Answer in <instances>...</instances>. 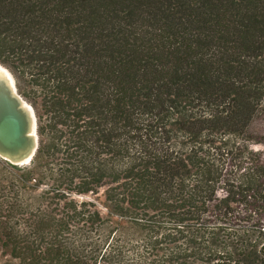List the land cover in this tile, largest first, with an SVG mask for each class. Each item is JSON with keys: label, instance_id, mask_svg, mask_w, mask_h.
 I'll return each mask as SVG.
<instances>
[{"label": "trees", "instance_id": "16d2710c", "mask_svg": "<svg viewBox=\"0 0 264 264\" xmlns=\"http://www.w3.org/2000/svg\"><path fill=\"white\" fill-rule=\"evenodd\" d=\"M0 64L40 108L2 264H264V0H0Z\"/></svg>", "mask_w": 264, "mask_h": 264}, {"label": "water", "instance_id": "95a60500", "mask_svg": "<svg viewBox=\"0 0 264 264\" xmlns=\"http://www.w3.org/2000/svg\"><path fill=\"white\" fill-rule=\"evenodd\" d=\"M37 147L36 118L18 94L14 79L0 64V158L13 164L29 163Z\"/></svg>", "mask_w": 264, "mask_h": 264}, {"label": "rangeland", "instance_id": "374dc122", "mask_svg": "<svg viewBox=\"0 0 264 264\" xmlns=\"http://www.w3.org/2000/svg\"><path fill=\"white\" fill-rule=\"evenodd\" d=\"M2 65V64H1ZM4 66V65H3ZM5 67V66H4ZM9 71V70H8ZM10 72V71H9ZM11 73V72H10ZM13 79H14V83H15V87L16 90L18 92V89L20 90L21 93L18 92V94L25 100L26 103H28L31 108L33 109L34 115L35 113H38L40 111V108L38 106V103L36 102L37 99H35V95L33 93H24L23 91H25V88H21L19 85V82L16 80V78L14 77V75L11 73ZM36 118V115H35ZM255 124H259L261 126H264V116L259 117L258 119L255 120ZM252 138H248V141H252V139L257 140V139H261V135L254 133L253 136H251ZM250 148L254 149V150H258V151H262L264 152V145L260 144V143H250L249 144ZM44 188V185H40V186H35L34 188H30L29 191H27V195L29 196H35L37 194L41 195V189ZM101 190L98 191L97 194H83V195H75L74 197L77 200H90L93 203L96 204L97 208L100 209L101 212H105L104 207L101 206V201H102V197H101ZM1 257V255H0ZM7 257H2L0 258V263L2 264L3 260H7Z\"/></svg>", "mask_w": 264, "mask_h": 264}]
</instances>
